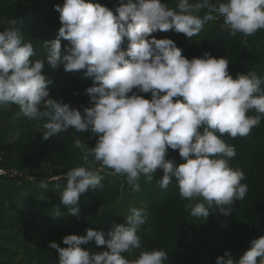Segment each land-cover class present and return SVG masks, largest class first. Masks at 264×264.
Masks as SVG:
<instances>
[{"label":"clouds","instance_id":"9594fccd","mask_svg":"<svg viewBox=\"0 0 264 264\" xmlns=\"http://www.w3.org/2000/svg\"><path fill=\"white\" fill-rule=\"evenodd\" d=\"M54 9L62 26L56 39L45 41L46 62L66 72L86 69L93 79L85 89L90 106L82 115L50 98L45 59H32L33 45L13 27L15 20L0 31V106L15 104L18 115L44 121V140L70 127L98 137L91 147L74 141L84 151V166L66 173L60 196L69 215L79 219L81 194L104 187L96 163L124 176L134 192L140 191L141 175L151 181L162 169V189L175 178L181 199H199L185 205L192 217L206 220L213 205L229 215L231 207L224 206L243 200L248 186L241 183L245 173L229 163L235 146L222 137H247L259 125L264 77L250 70L234 79L227 58L205 53L188 59L174 40L151 34L173 30L192 38L206 22L222 17L231 35L250 36L264 30V0H177L176 9L161 0H120L115 14L92 0H64ZM61 38L68 44L62 46ZM141 93H150V99ZM250 110L259 115H248ZM168 149L178 150L184 162L167 159ZM39 186L46 189L48 184L41 181ZM146 220L145 210L133 207L127 223L114 225L107 239L103 231L89 228L86 235H65L62 242L68 247L56 242L49 247L59 253L58 264H164L168 256L163 249L141 250L135 259L123 255L141 249L137 232ZM92 240L108 250L90 253L80 247ZM250 243L239 260L226 250L215 264H264V235Z\"/></svg>","mask_w":264,"mask_h":264},{"label":"rangeland","instance_id":"374dc122","mask_svg":"<svg viewBox=\"0 0 264 264\" xmlns=\"http://www.w3.org/2000/svg\"><path fill=\"white\" fill-rule=\"evenodd\" d=\"M92 2H99L115 14L120 0ZM161 2L171 9L177 7V0ZM63 3L64 0H0V31L9 28L11 21H16L13 27L22 31L24 42L33 45L32 59H45L44 74L51 81L48 85L50 98L68 103L83 115L84 108L90 106L85 89L92 86L93 79L87 76L86 69L66 72L63 66L52 69L46 62L48 49L45 41L56 39L62 26L60 13L54 9V5L62 6ZM199 15L203 16L204 11ZM215 29L230 33L223 18L218 17L206 22L192 38H186L184 34L173 30L157 31L151 35L157 39L174 40L182 50V55L191 59L202 57L205 53L202 50L184 52ZM61 42L62 46L68 44L63 38ZM248 46L245 44V49ZM126 47L127 40L121 48ZM223 48L228 52V61L244 57L245 51L239 45ZM141 95L148 99L151 96L150 93ZM19 112L15 104L0 106V170L17 175L12 181H0V264H41L52 250L49 242L58 244L70 233L86 235V229L89 228L103 231L107 239V233L114 225L127 223L126 217L133 207L143 208L147 214L146 222L137 232L141 245L154 230L156 249L165 250L168 256L164 264H215L216 258L226 250L239 260L251 247L250 242L264 235V146L258 159L263 166L262 171L249 170L248 162L243 161V157L238 159L244 162V166L239 169L245 173L241 183L247 184L248 191L243 200L224 206L231 207L229 215L221 214L213 205L209 209L212 213L206 220L192 217L191 210L185 205L199 202V199H181L175 178L167 189H162L158 182L161 176L157 172L151 181L141 175L138 180L140 191L134 192L124 176L96 163L94 167L100 169L104 187L81 194L78 201L80 217L77 219L69 215L68 207L61 202L60 193L66 186L67 171L84 166V151L74 147V141L79 139L85 147H91L98 137L90 130L77 133L70 127L66 132L44 140V121L28 119L18 115ZM255 131L244 138L264 134V129H259L257 134ZM238 137L233 139L225 134L222 138L227 144L233 145L244 139ZM166 158L177 164L184 162L178 150L168 149ZM245 158L252 159L249 156ZM229 163L231 165L232 161ZM41 181L48 184L46 189L39 186ZM58 211L59 217H56ZM80 247L90 253L108 250L107 245L97 246L94 240ZM141 250L151 249L142 245L141 249H132L123 255L135 259Z\"/></svg>","mask_w":264,"mask_h":264},{"label":"trees","instance_id":"16d2710c","mask_svg":"<svg viewBox=\"0 0 264 264\" xmlns=\"http://www.w3.org/2000/svg\"><path fill=\"white\" fill-rule=\"evenodd\" d=\"M239 45L245 51L244 57L239 58H231L229 62L230 68H228V72L235 79L237 74H246L247 72L255 71L261 77H264V30H258L255 34L250 36H245L244 34H236L235 36L230 33H225L219 29H215L209 33L206 38H203L197 44H194L193 49H187L184 53H195L200 50L204 53H209L213 57L216 58H229L228 52L223 47L232 48V45ZM245 44H249L248 50L245 49ZM225 45V46H224ZM205 47V49H204ZM58 83V82H57ZM264 88V83L261 85ZM248 115H259L255 112V110H250ZM259 129H264V117H261L260 123L258 126L253 127L250 134L256 132ZM230 137V136H229ZM231 138V137H230ZM240 138V137H238ZM244 138V137H242ZM245 139V140H244ZM242 141L233 144L236 149V155L231 158L232 164L230 165L234 169L242 168L244 166V162H248L250 167L248 169H258L260 171L263 170V166L258 162L260 156V150L262 146H264V134H259L254 137L244 138ZM252 157L248 160L245 157ZM243 157L242 160H238ZM176 163V162H175ZM251 170V171H252ZM157 174L162 177L163 170L158 169ZM3 181V180H0ZM154 231V230H153ZM153 231L147 235V238L142 245H146L149 249H156L155 244L157 243V237L153 236ZM74 234L70 233L69 235ZM75 235V234H74ZM61 248L68 247L62 241L58 243ZM141 245V246H142ZM59 262V253L56 249H52L41 261V264H58Z\"/></svg>","mask_w":264,"mask_h":264},{"label":"built area","instance_id":"2783aa9c","mask_svg":"<svg viewBox=\"0 0 264 264\" xmlns=\"http://www.w3.org/2000/svg\"><path fill=\"white\" fill-rule=\"evenodd\" d=\"M16 176L15 173L0 170V180L12 181L17 178Z\"/></svg>","mask_w":264,"mask_h":264}]
</instances>
